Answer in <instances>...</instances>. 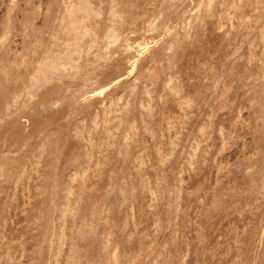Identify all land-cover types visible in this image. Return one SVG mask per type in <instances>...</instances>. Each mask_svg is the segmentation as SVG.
<instances>
[{"label":"rangeland","instance_id":"1","mask_svg":"<svg viewBox=\"0 0 264 264\" xmlns=\"http://www.w3.org/2000/svg\"><path fill=\"white\" fill-rule=\"evenodd\" d=\"M0 264H264V0H0Z\"/></svg>","mask_w":264,"mask_h":264}]
</instances>
